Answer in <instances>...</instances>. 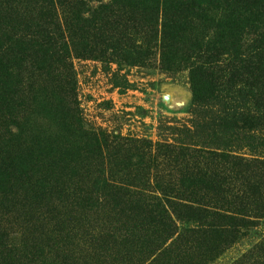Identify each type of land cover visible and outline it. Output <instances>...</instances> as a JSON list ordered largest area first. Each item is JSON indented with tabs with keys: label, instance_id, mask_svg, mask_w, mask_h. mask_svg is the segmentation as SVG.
I'll use <instances>...</instances> for the list:
<instances>
[{
	"label": "trees",
	"instance_id": "1",
	"mask_svg": "<svg viewBox=\"0 0 264 264\" xmlns=\"http://www.w3.org/2000/svg\"><path fill=\"white\" fill-rule=\"evenodd\" d=\"M74 59L187 72L190 125L93 129ZM21 194L0 264L219 258L264 220V0H0V215Z\"/></svg>",
	"mask_w": 264,
	"mask_h": 264
},
{
	"label": "rangeland",
	"instance_id": "2",
	"mask_svg": "<svg viewBox=\"0 0 264 264\" xmlns=\"http://www.w3.org/2000/svg\"><path fill=\"white\" fill-rule=\"evenodd\" d=\"M73 65L81 113L86 124L93 129L156 142L170 138L172 128L190 125L191 92L187 72H165L154 63L148 66H127L102 64L90 59H74ZM12 202L11 213L2 212L0 216L2 223L11 227L8 230L18 236L24 230L19 219L23 195H20L17 202ZM178 224L183 229L179 230L181 235H184V228L191 227L185 222ZM263 240L264 220L208 264H235L243 255L249 257L248 250ZM178 252L184 257L175 259L176 263L173 260L172 264H188L187 259L191 262L195 260L186 258L185 252ZM243 259L246 261L247 257ZM85 264H95V261L90 260ZM156 264L161 263L159 261Z\"/></svg>",
	"mask_w": 264,
	"mask_h": 264
}]
</instances>
